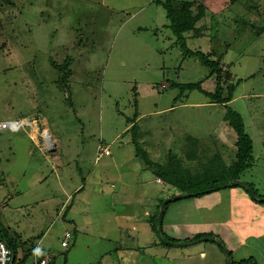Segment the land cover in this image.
<instances>
[{"label": "rangeland", "instance_id": "1", "mask_svg": "<svg viewBox=\"0 0 264 264\" xmlns=\"http://www.w3.org/2000/svg\"><path fill=\"white\" fill-rule=\"evenodd\" d=\"M1 1L0 125L38 123L0 129V239L18 240L19 264H32V248L53 264H264V208L247 192L264 196V0H172L192 14L203 6L186 48L221 57L236 85L227 106L175 87L225 98L228 84L185 54L151 0ZM66 61L62 86L53 63ZM229 110L252 141L243 185L169 202L158 227L168 198L227 182L238 138ZM169 163L188 193L156 174Z\"/></svg>", "mask_w": 264, "mask_h": 264}, {"label": "trees", "instance_id": "2", "mask_svg": "<svg viewBox=\"0 0 264 264\" xmlns=\"http://www.w3.org/2000/svg\"><path fill=\"white\" fill-rule=\"evenodd\" d=\"M1 2H7V0H2ZM152 2L160 5L162 8H164V10L166 11V18L169 19L170 21V26L176 36L178 45L181 47V49H183V51L185 52V54L190 55V56H196L197 58H199L201 60L202 63H204L206 66H208V68L210 69L211 75H215V79L218 82V84L220 82L227 83V95L225 98L221 97L222 95H220L221 92V88L218 87V89L216 90L215 94H209L206 93L204 91L201 90L199 84H175V87L179 88L180 92L183 93L184 91H194V90H198L200 92H202L203 94H205L207 97H210L212 100L217 101L218 103L221 104H225L227 106V103H229L232 100V93L236 87V85L234 84H230L229 82L231 81V74L225 70L222 69V67H220V60L221 57H219L217 60H210L209 57L207 55H203L200 52H190L187 50L186 48V41L184 38V34L187 32H191L192 30H195V23L198 22L200 19L203 18L204 16V8L203 6H198V9L196 10V12L194 14L191 13V8L193 6V3L190 2H181V3H177L174 4L172 0H152ZM4 4V3H2ZM53 66L56 67L57 69H59L60 72V77L58 78L57 82L59 84H63L65 85L67 82V79L70 75V71L68 70L69 67V63L68 61H66L64 64L60 65V66H56L53 63ZM226 121L229 122V124L234 128V130L237 133V153H236V162L233 166L232 169L229 170V172L227 173V176L225 177V180H227L226 183H224L221 186H216L210 189H206V190H202L201 192H194V193H188L185 192V188L181 187L177 181L181 180V178H177L174 177L173 175L175 173H173L172 169H171V165L170 163L168 165H158L157 169H156V174L159 175L163 173V175H166V179L168 182H171V184L173 186H175L176 188H178V190H180L181 193H188L189 196L188 197H183V198H196V197H202L205 196L207 194H211L214 192H219L220 190L223 189H229V188H235V186H240L243 185L241 184L239 181V176L246 170L249 168L250 164L249 161L251 160V152H252V141L249 138V136H247V134L244 132V127L242 124V120L241 117L238 113L233 112L231 110H229L228 115L225 117ZM136 128L135 124H132L129 130H134ZM134 138V136H133ZM133 142L136 140L133 139ZM135 147H136V156L140 159H144L145 164L150 165L152 162L146 158V154H142L141 150L139 149L140 145L135 142ZM157 165V164H155ZM151 166V165H150ZM157 178H160L162 180V178L160 176H157ZM174 181V182H173ZM234 182L238 183V184H234ZM248 188H250L253 193L255 192L253 190V188L251 187V185H247ZM247 192L249 193V191L247 190ZM256 195V193H255ZM251 196V195H250ZM260 199V201L256 200L255 198H253L251 196V198L257 202V203H261L264 204V196H258ZM182 199V198H181ZM165 208V206H164ZM164 215V209L161 213V216L157 222L156 225H158V227L161 224V220L163 218ZM156 216H157V212L151 217L150 222H156ZM153 225V224H152ZM155 228V223L154 226H152ZM67 232V231H65ZM1 233L3 234V236L5 237V242L7 243V245L10 247V249L12 250L13 254H14V258L12 260V264H19V262H24V259H17V244L16 242L18 240L13 239L12 241H10L7 237H6V233L4 230H1ZM204 235V234H203ZM202 237V236H200ZM200 237H195L192 240H198V238ZM7 238V239H6ZM191 240L190 243H192L193 241ZM176 242V241H175ZM178 246H180V244H177ZM68 248V247H67ZM35 249L32 248L31 252L29 255H33ZM37 251V250H36ZM38 253V251H37ZM228 254V253H227ZM39 256L43 257V256H47V254H40ZM229 256V254H228ZM230 258V256H229ZM50 264L54 263V260L51 258L50 259ZM230 264H258L257 261L253 258H249L247 260L244 261H231L230 260Z\"/></svg>", "mask_w": 264, "mask_h": 264}, {"label": "built area", "instance_id": "3", "mask_svg": "<svg viewBox=\"0 0 264 264\" xmlns=\"http://www.w3.org/2000/svg\"><path fill=\"white\" fill-rule=\"evenodd\" d=\"M30 127L32 128L33 126L38 127V123H34V122H29L27 120H19V121H12V122H7V123H2L0 125V129L2 130H6L9 129L13 132L19 131L21 128L24 127ZM46 131L43 132V141L45 146L48 149H53L54 148V142L52 140V138L50 137V139L52 140V142L50 141V144L46 142ZM51 149V150H52ZM104 154L108 155L109 152L107 149H104ZM156 182L161 184L162 180L160 178L156 179ZM71 234L69 232H64V236H63V240L61 241V247L62 248H67L69 246V239L71 238ZM51 258L47 255V256H39V253H37V251L35 250L33 253V258H32V264H50V260ZM12 250L10 249V247L7 245V243L3 240L0 239V264H12Z\"/></svg>", "mask_w": 264, "mask_h": 264}, {"label": "water", "instance_id": "4", "mask_svg": "<svg viewBox=\"0 0 264 264\" xmlns=\"http://www.w3.org/2000/svg\"><path fill=\"white\" fill-rule=\"evenodd\" d=\"M234 184H238V183L234 182ZM248 191L250 192V195H251L253 198H255V194L253 193V191H252L250 188H248ZM188 196H189V194H185V195L182 194V195H178V196H174V197H170V198H168V200H167L166 202H164V203L162 204L161 208H160V212H159V214H158L157 221L159 220V218H160V216H161V213H162V211H163V207H164L166 204H168L169 202H172V201L179 200V199H181V198H183V197H188ZM258 201H260V200H258ZM205 239H210V237H205V238H202L201 240L203 241V240H205ZM211 239H213V238H211ZM4 241H5V240H4ZM193 242H195V241H193ZM12 258H14V254H13V252H12ZM227 263L230 264V261H228V259H227Z\"/></svg>", "mask_w": 264, "mask_h": 264}, {"label": "crops", "instance_id": "5", "mask_svg": "<svg viewBox=\"0 0 264 264\" xmlns=\"http://www.w3.org/2000/svg\"><path fill=\"white\" fill-rule=\"evenodd\" d=\"M150 1V0H149ZM150 2H152V0L150 1ZM38 140L36 141V143L38 144ZM163 182V181H162ZM221 191H219V193H220ZM226 192H228L227 190L225 191V193ZM216 193H218V192H216ZM211 194H213V193H211ZM210 194V195H211ZM196 198H198V197H196ZM201 198V197H200ZM250 200V199H249ZM250 204H252V203H250ZM258 204H260V206H262L263 208H264V204H261V203H258ZM251 208H253V209H255V211H257L258 212V209L256 208V205H253V206H251ZM263 212V211H262ZM145 214L146 215H148V213L147 212H145ZM36 250V249H35ZM202 255H203V253H201Z\"/></svg>", "mask_w": 264, "mask_h": 264}, {"label": "bare ground", "instance_id": "6", "mask_svg": "<svg viewBox=\"0 0 264 264\" xmlns=\"http://www.w3.org/2000/svg\"><path fill=\"white\" fill-rule=\"evenodd\" d=\"M45 136H46V134H45ZM42 137H44V136H42ZM50 141L52 142V140L50 139V137H46V142L50 144Z\"/></svg>", "mask_w": 264, "mask_h": 264}]
</instances>
